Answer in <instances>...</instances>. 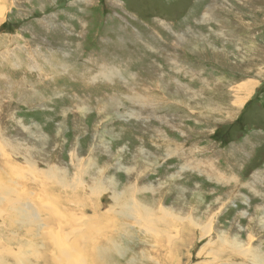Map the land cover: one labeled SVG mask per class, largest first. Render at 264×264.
I'll return each mask as SVG.
<instances>
[{"label":"rangeland","instance_id":"rangeland-1","mask_svg":"<svg viewBox=\"0 0 264 264\" xmlns=\"http://www.w3.org/2000/svg\"><path fill=\"white\" fill-rule=\"evenodd\" d=\"M2 2L1 8L7 9L4 20L0 17V144L6 156H0L2 182L22 183L30 192L24 199L44 210L35 201L40 196L34 195L35 186H44L41 193L46 197L54 193L64 200L72 192L83 200L89 192L86 186H73L70 193L67 186L46 191L50 184L45 172L55 167L56 180L72 186L89 182V175L98 170L112 179L114 190L132 188L134 200L144 206L157 203L171 214L161 224L152 222L160 231L155 227V233L136 235L138 230H133L123 236V247L129 250L111 257L116 264H166L164 256L177 254L178 264H248L236 256L260 245L264 251V226L258 222L261 230L254 225L246 230L264 205V0ZM9 19L10 28L19 32L2 31ZM183 87L196 95L180 93ZM136 153L146 157V164ZM24 160L36 171L23 170ZM94 163L90 172L80 171ZM6 166L13 169L5 172ZM15 168L34 179H14ZM165 176L170 181L160 199H151L145 185L163 186ZM170 190L172 195L165 197ZM224 193H233L232 198L219 213L211 210L210 218L197 214L190 203L193 197H204L207 203L225 199ZM109 196L93 197L98 210L94 216L87 211L88 223L99 222L103 229L116 224V218L112 223L99 218L113 208ZM54 202L58 209L59 201ZM78 209L60 205L59 211L72 218ZM178 210L183 217L172 212ZM5 218L2 229L12 236L0 233V264H17L18 247L25 242L35 243L25 250L31 263L32 257L43 259L55 252L52 240L20 225L11 229V211ZM202 219L204 225H214L210 237L203 239L201 230L193 227ZM186 226L189 232L182 233ZM69 228L76 226L66 229L71 242L77 232ZM157 234L163 256L140 252L145 239ZM219 237L245 246L252 243L233 255ZM180 238L185 246L180 243L178 252ZM208 241L214 245L206 246ZM82 243L74 248L81 257ZM203 248L207 253H200Z\"/></svg>","mask_w":264,"mask_h":264},{"label":"bare ground","instance_id":"bare-ground-1","mask_svg":"<svg viewBox=\"0 0 264 264\" xmlns=\"http://www.w3.org/2000/svg\"><path fill=\"white\" fill-rule=\"evenodd\" d=\"M0 1L4 2L5 0H0ZM214 8H213V10H214ZM6 10H7L6 6L4 8H1V5H0V17L2 18V20H4L3 18H4V15L6 13ZM235 13H237V12H235ZM0 48H1V46H0ZM1 54H3V53H1ZM15 57H16V55H15ZM17 58H18V56H17ZM28 59H30V58H28ZM3 60H4V58H3ZM18 60H16V61H18ZM10 61L8 63H10ZM180 93H189L191 98L194 95H196L194 93V91H191L188 88L186 89L185 87H183L180 90ZM195 97H197V96H195ZM1 147H3V145L0 146V156H4V158H6V156L4 155L5 152ZM19 151H21V150H19ZM135 155L137 157L141 158L144 161V163L146 164V157L140 155L139 153H136ZM25 157H27V156H23V158H25ZM28 158L31 159L29 156H28ZM22 164H23L22 169L28 171V173L36 171V168L31 166L30 161L24 160V162ZM95 165L96 164L94 163V164H91L89 168H87V167L80 168V171H83L84 173L90 172L91 168H94ZM9 169H13V168H9L8 166H6L5 172H9L10 171ZM54 169H56V168L53 167V169L50 170L49 173L45 172L46 175L45 176L43 175L44 177H46L45 180L47 181V184H50V185L46 186V191H48V189H51L52 186H67V191L69 189L73 190V186H76V187L77 186H86L89 192L84 197L83 200H80V198L78 196H75L74 195L75 192H72L71 195L66 196L65 200L59 196L54 197V193L53 194L47 193L48 197H46L43 195V193H41L42 188H44V186H35L34 187V189H35L34 195L35 194L40 195V196H38V198L35 199V201L41 203L44 206V210H41V208L38 205H33L32 202L28 201L29 197H26L27 200L24 199L26 194L30 195V192L28 191L27 188L24 189L25 186L22 183H20V185H19V183L17 182L15 184L16 186H12V185L7 184L5 182H2L0 180V199H1L0 204L2 205V203H7V204H4V206L10 207L8 211H5L6 208L4 206L0 209V211H5L3 213L0 212V220H2V224H0V228H1L0 233H3L4 237L12 236L11 233L6 232L5 230L2 229V226L6 225V223H7V218H5V216H6V214H9L11 211V215L14 216V219L13 220L11 219L9 221L11 229L14 227L12 225H16V226L20 225L19 228L24 227L26 232L30 231V232H32V234H36L39 236L42 235L43 238H45L46 240H52L55 243V246L50 245V247L53 250H55V252H52V254L50 253L49 256L44 255L43 259L37 258V257H32L31 258V259H33L32 263L30 262V257L26 256V252H29V251H25V250L30 249V247L28 245H35V243L29 244V243L25 242L27 245L24 243L21 244V246L23 248L18 247L19 248V252H18L19 254L17 256V261H16L17 264H34V263H38V262L42 263V260H43L42 264H102V263L108 264V261H111L110 264H116L117 262L115 261V258L112 259L111 257L113 255H116L118 257L122 253L127 252L129 250L127 247L126 248L123 247L124 246L123 240L125 239L123 236H126V237L130 236L133 230H134V233H135V230H138L135 233L136 235H139V233L142 235L149 233V232L155 233L156 228H157L156 224L158 225V224H161V222L163 223V221H164L163 219H165L166 217H169L167 219H170L171 214L160 209V207L158 206L157 203L154 204V206H151L150 204L144 206L143 204H141V202L138 201V199L136 200L137 197H135V200H136L135 201L132 198V195L134 197V194H132V195L129 194L130 190L132 188H128L127 190L125 189L126 191H123V192H120V191L118 192V191H116V189L114 190V187H116V186H111V183L113 182L112 179H110L109 176H107V178H103V173H100V171H98V170L97 171L93 170L91 175H89L90 176L89 182H85L84 183L85 185L80 183L79 181L78 182L75 181L76 183H74V184H72V186H70V184L67 181L66 182L68 184L65 181L58 182L56 180V174L54 172ZM145 171H147V169ZM14 172H15V176H12L14 179L17 177H18V179L25 178V177H30L31 179H34L32 177L33 176L32 174L23 176L21 169L19 170L18 168H15ZM37 173H38V170H37ZM131 173H132V171L128 172V175L130 176ZM65 176H66V172H65ZM104 176H106V174H104ZM232 179L234 180V178H232ZM168 181H170V178L165 176L164 178H162L160 180V184L163 186L152 187L151 184L145 185L147 187L146 190H148V191H145L146 195H149L151 197V199H154L155 197L160 199L162 192L165 190L164 185H166V182H168ZM20 186H22L23 189L19 193L17 191L20 189ZM136 190H138V189L136 188ZM136 190H134V191H136ZM144 190H145V188H144ZM251 191H253V190H251ZM109 193L111 195L109 197L112 199V202H113L111 205L115 209L109 208L108 211H105L104 213L100 214L99 218L109 220L111 223L114 222V218H116V222H115L116 224L114 223L115 225L111 226V228L106 227L105 229H103L102 226L100 228L99 222H97L98 224H95V221L93 223H88V222H91V220L89 219V217H91V215H87L86 214L87 211H89V214L92 213L94 216L95 212L98 210V207L96 205L94 206L95 203L93 202V197L96 195L95 198H97V197L102 196L104 194L109 195ZM138 193H140L141 194L140 196L143 197V192H138ZM165 193H167V192H164V194ZM172 193H173V191H171V190L168 191V193L165 195V197L172 195ZM185 193L188 194L189 192H185ZM189 194L191 196V193H189ZM232 194L233 193H231V194L224 193L223 195H228L227 198L222 199V198L217 197L213 201H210L209 203H207V201H204L205 200L204 197H202V198L201 197H196V198L193 197V198H191L190 203L195 207V212L197 214H200L201 216H203L205 218H210V215L213 212L217 211V213H219L222 210V208L226 205V203H228V201H230V199L232 198ZM140 196H139V198H140ZM54 199H57V201H59L58 202L59 203L58 209L54 205V203H55ZM174 201H176V196H174ZM87 204H91L90 207L89 206L86 207ZM116 204H118V206ZM60 205H63L64 208L67 205L70 208L71 207H77V208H81V209H78L80 211L78 212L77 216L71 215L72 218H70V217H68L69 214L65 215L63 212L59 211ZM259 207L260 208H258L255 212L256 216L255 215L252 216L250 218V221L246 225V230H250L253 225L255 227H258L259 230H261L263 228L262 226H264V218L262 217V215H264L263 214L264 205H262V206L260 205ZM2 209H4V210H2ZM211 210H214V211L210 212ZM70 211H71V209H70ZM244 211H245V209H244ZM111 212L114 214V216H112V217L107 216ZM172 212L176 213L179 218L183 217L179 210L178 211H172ZM155 215L157 217H155ZM241 215L243 216L244 214L242 213ZM66 218L68 219L69 224H67ZM97 219H93V220H97ZM119 219L121 221L132 220V224L122 223L121 221H119ZM180 221H182V218L180 219ZM152 222H156V224H154ZM258 222H260V224L262 226ZM203 223H204V221L202 219L200 222L195 223L196 225L193 226L194 228L197 227L198 230L199 229L201 230V232H200L201 237L199 236L201 239L207 238V237H205L207 235L210 237L211 233L213 232V226H214L212 224V221H208L207 225H204ZM71 225L76 226V228H73V229L69 228V229L70 230L72 229V232L74 234H76V232H77V236H76L75 240L69 242L68 238L70 236V233L66 229H67V226H71ZM106 225H108V224H105V226ZM192 225H190L189 227H191ZM132 226H136V227H132ZM186 227L187 228H184V227L182 228V230H181L182 233L189 232L188 226H186ZM176 228H179V227H176ZM116 229H117V231H115V232L110 231V230H116ZM157 231H160V230L157 228ZM119 232L121 234H119ZM178 234L180 236L182 235L181 233H178ZM189 235H191V234H189ZM26 236H28V235H26ZM89 236H90L91 241L88 242ZM158 236H159V234H157L156 236H154L151 239L146 238L144 241L146 243V246H144L145 249L141 250L140 252L146 253V254L148 253L147 255L156 254L155 256H158V257L163 256L162 254H159V252L161 250V245H158V241H157ZM104 238H105V240L103 242V244H104L103 245V244H101L100 240H103ZM96 239H97V241H96ZM81 240L82 241L86 240L85 245H84V243H82ZM218 240H219V242L226 241V239L221 238V237H219ZM20 242H22V239ZM16 243H18V242H16ZM80 243H82L85 246L84 248L82 246V253H83L82 257L80 256L79 250H77V248L74 249L76 246H79ZM180 243H183L182 246H185V241L182 238H180L179 242H177L176 247H175L178 250V252H179L180 248L182 247V246H179ZM251 243H252V241L249 242L248 244H246V246H245L243 244L235 242V239H231L230 241H226V245H229V248L231 249V253H233V255L236 254L235 251L237 252V250L239 251V249H241V248L249 247L251 245ZM223 244H224V242H223ZM213 245H214L213 241L212 242L208 241L206 246L212 247ZM190 248H191V246H190ZM223 250L224 249L221 250L220 254H223ZM199 251L201 254L207 253V252H205L204 248L199 250ZM73 253L75 255H77V257ZM218 253L219 252H216L215 254H218ZM146 254H144V255H146ZM78 255H79L80 259L78 258ZM205 257H207V256H205ZM236 257L237 258L241 257V260L247 261L248 264H264V251L262 250L261 245L258 247H255V248H251V249L249 247L247 250L241 252V254H238ZM7 259H8V256H7ZM34 259H39L41 261H39V260L35 261ZM163 259H165L166 264H178L179 263V255L178 254L174 255L173 258L170 257V259H168V257L164 256ZM4 263H6V262H4ZM4 263H2V264H4ZM156 263L159 264L158 262H156Z\"/></svg>","mask_w":264,"mask_h":264},{"label":"trees","instance_id":"trees-1","mask_svg":"<svg viewBox=\"0 0 264 264\" xmlns=\"http://www.w3.org/2000/svg\"><path fill=\"white\" fill-rule=\"evenodd\" d=\"M4 26H6V25H4ZM2 27H3V26H2ZM2 30L9 31V30L5 29V27H4ZM243 125H244V124H243ZM244 126H245V125H244ZM244 126H243V127H244ZM242 131H243L242 129L239 130V132H242ZM239 132H238V133H239ZM227 135H228V134H227Z\"/></svg>","mask_w":264,"mask_h":264}]
</instances>
